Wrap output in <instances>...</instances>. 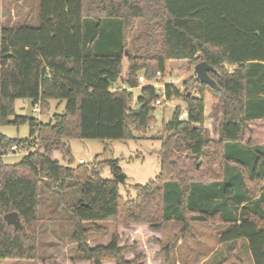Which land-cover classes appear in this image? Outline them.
<instances>
[{
  "label": "trees",
  "instance_id": "16d2710c",
  "mask_svg": "<svg viewBox=\"0 0 264 264\" xmlns=\"http://www.w3.org/2000/svg\"><path fill=\"white\" fill-rule=\"evenodd\" d=\"M37 18L35 28L0 26V125L29 127L25 139L0 135V147L28 152L15 164L0 158V262H40L39 212L51 197L53 211L73 227L79 259L71 264H144L142 255L125 260L117 234L89 247L86 224L94 232L102 231L99 223H115L160 233L171 221L183 231L191 223L226 225L219 242L244 241L253 264H264V146L244 142L248 123L264 119V0H39ZM136 21L145 30L127 50ZM124 59V88H115ZM200 62L213 68L215 88L196 76L183 82L184 91L166 86V99L180 100L185 110L175 107L164 124L156 139L160 171L134 187L133 199L119 194L117 161L100 164L111 180L93 167H70L67 141L135 140L148 127L153 87H140L139 112L131 107L139 73L151 82L157 72ZM205 94L221 115L215 141L203 127ZM16 99L38 103L42 116L52 102L64 108L43 123L16 116ZM9 213L22 230L6 224Z\"/></svg>",
  "mask_w": 264,
  "mask_h": 264
},
{
  "label": "rangeland",
  "instance_id": "374dc122",
  "mask_svg": "<svg viewBox=\"0 0 264 264\" xmlns=\"http://www.w3.org/2000/svg\"><path fill=\"white\" fill-rule=\"evenodd\" d=\"M1 16L0 26H16L27 24L33 28L38 26L39 0H0ZM14 7V13L18 17L10 25L6 22L10 16L8 8ZM18 9H21L19 11ZM24 9V11L22 10ZM26 13L23 15V13ZM25 16V17H23ZM141 21H136L134 29L129 35L127 50L131 49V41L140 35L145 27ZM127 61L123 60L122 75L115 88H124L122 79L126 73ZM175 68V69H174ZM170 69L161 78L160 82L169 83L172 80L175 87L184 91L183 82L195 78L193 67L181 70V67ZM139 88L130 90L132 93L131 107H136V97L139 94L140 86L149 81L145 80L143 73L138 74ZM204 99V122L203 127L207 138L211 141L218 139L220 130V113H214L216 101L210 94H205ZM56 103L52 102L50 109L42 116L39 122H47L54 113L63 111L64 103L55 108ZM185 110L184 104L178 99L166 101L159 108H154L151 113V121L148 127L140 133H135L137 139L129 141L101 142L97 140L67 141L70 155L73 159L71 168L79 166L82 161L86 167H93L100 178L104 180L114 179L108 166L101 167L106 161H117L121 171L122 182L118 181L119 194L124 200L135 197V186H144L153 181L160 171L158 152L160 142L156 140L162 134V128L167 123L175 107ZM27 102L16 99L14 102L15 115L24 117ZM214 113V114H213ZM29 127L27 124L14 126H1L0 135L7 139H25L28 137ZM251 141L254 146H264V119L250 121L247 125V132L244 135V142ZM0 147V149L7 148ZM52 157L59 164L67 166V159L58 152H53ZM21 157L8 154L2 156L6 164H15ZM97 158V159H96ZM258 195V194H257ZM40 207V220L38 222V256L40 262L36 264H71L72 260L79 259L76 244L72 239L73 227L68 221L60 216V212L53 211L52 198L46 197ZM86 244L89 247L106 245L110 238L117 234L120 237V246H125L124 258L130 262L136 256H144V264H253L246 242L240 241L235 244L220 243L219 237L228 227L226 225H207L191 223L186 231H183L182 224L167 222L160 233H152L143 226H131L123 228L115 223H99L97 227L100 232L90 231V225L86 224ZM167 249L164 255L159 254L161 249ZM0 264H35L29 261H3ZM74 264H86L80 261ZM110 264V263H107Z\"/></svg>",
  "mask_w": 264,
  "mask_h": 264
},
{
  "label": "built area",
  "instance_id": "2783aa9c",
  "mask_svg": "<svg viewBox=\"0 0 264 264\" xmlns=\"http://www.w3.org/2000/svg\"><path fill=\"white\" fill-rule=\"evenodd\" d=\"M162 77H163V75L160 72H157L154 80L149 82V83H146L144 85V86L149 85V86L153 87V89L155 90L156 98L151 103L152 108H159L162 106L163 103L168 101L166 99V96H165V88L167 85L175 87V85H174L175 83H173L172 80L169 81V83L159 82ZM112 91H114V90L112 89ZM31 115H32V118H34L38 121V119L40 117V105L38 103L31 106ZM186 117H187V112L184 111L181 114L180 118L184 119ZM8 154L9 155L13 154V155H16L19 157H24V156L28 155V152L20 149L17 145H11L7 148L0 149V158H2V156L8 155ZM79 165H84V163L82 161H79Z\"/></svg>",
  "mask_w": 264,
  "mask_h": 264
},
{
  "label": "water",
  "instance_id": "95a60500",
  "mask_svg": "<svg viewBox=\"0 0 264 264\" xmlns=\"http://www.w3.org/2000/svg\"><path fill=\"white\" fill-rule=\"evenodd\" d=\"M194 74L196 76V79L205 85H208L209 87L215 88L214 82L210 79L208 73H212L214 70L212 67H210L207 63L205 62H200L197 65L193 67ZM27 102V107H26V113H25V118H32L31 115V103L30 101ZM140 107L135 110V113L139 112ZM119 182H122L123 179L121 175H118L117 177ZM4 221L8 226H12L15 230H22L23 227L21 226L20 220L18 218V215L16 213H9L4 216Z\"/></svg>",
  "mask_w": 264,
  "mask_h": 264
},
{
  "label": "crops",
  "instance_id": "0c3cea01",
  "mask_svg": "<svg viewBox=\"0 0 264 264\" xmlns=\"http://www.w3.org/2000/svg\"><path fill=\"white\" fill-rule=\"evenodd\" d=\"M1 9H2V6H0V14H1ZM14 7H10V8H8V10H9V12H10V16L12 17V18H10V17H8L7 19H6V22H8L10 25H12L15 21H16V19H18V17L16 16V14L14 13ZM19 11H21V9H18ZM23 11H24V9H22ZM26 13L24 12L23 13V15H25ZM1 16V15H0ZM23 17H25V16H23Z\"/></svg>",
  "mask_w": 264,
  "mask_h": 264
}]
</instances>
